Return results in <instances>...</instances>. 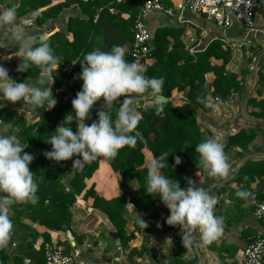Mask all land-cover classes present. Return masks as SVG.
I'll return each mask as SVG.
<instances>
[{"label": "trees", "instance_id": "16d2710c", "mask_svg": "<svg viewBox=\"0 0 264 264\" xmlns=\"http://www.w3.org/2000/svg\"><path fill=\"white\" fill-rule=\"evenodd\" d=\"M141 4L142 0H124L122 3H117L115 0H68L59 5V7L76 5L84 17L82 19L69 18L67 35L54 33L47 39L55 54L61 58L58 66L60 70L54 72L52 69L51 74L54 75L52 86L59 90L63 84H68L65 92L55 97L57 103L51 110H46V106L33 109L29 105L37 113L36 121L32 124H27L23 118L17 116L16 112L0 110V120H5L8 124L21 129L19 138L22 143L28 144L24 151L34 157L29 169L34 173L38 184L37 200L35 203L20 202L13 208L17 218L24 217L48 230V232L38 234L34 230L31 231L30 227L18 224L27 232L26 251L24 252L26 257H30V253H32L37 262L42 260V264H46L44 245L49 242V233L64 232L69 229L72 219L71 208L78 197L90 204L92 209L99 210L105 215L115 230L122 249L128 250L129 258H135L130 260L135 263L136 258L142 256L145 250L144 248L129 249L127 246L132 236L126 233L127 201L125 195L106 199L97 195L93 184L87 186V181L97 171L101 159L106 160L110 169L119 174L123 184L136 183L138 196L129 198V204L142 214L146 223H151L157 219L156 205L161 201L157 194H148L146 191L148 171L145 167L144 148H147L152 158L162 153H168L167 162L169 165L162 172L169 178L179 181L180 186L187 187L189 178L198 184L194 176L202 168L197 166L199 153L195 152V146L206 139L197 122L198 111L209 113L215 105L228 100L232 93L242 94L245 91L243 82L247 70H242L244 78L241 81L237 80L235 74L226 71V66L232 58V52L223 48L224 44L221 41H212L203 51L191 54L181 40L184 34L183 27L158 28L153 35L152 50L148 55L152 62L145 66L147 69L145 74L149 77H163L162 92L158 95L170 99L171 93L176 90L184 99L182 104L136 105L141 118L133 134L140 136L134 145L121 148L114 158L98 157L83 167L76 166L74 168H72V161L78 157L74 156L70 160L59 163L47 159L43 155L44 152L51 150V145L46 143L47 138L54 134L56 127L61 122L63 123L64 117L73 112L71 101L81 90L83 81L79 79L81 72L79 63L86 53L95 49L109 51L113 45L124 46L125 59L132 61L129 56V46L133 39V24L138 17ZM251 52L256 55L261 53L260 55L264 56L260 49L252 48ZM211 60L220 61L221 64H212ZM257 61L260 62L259 59ZM16 69L17 67L13 68L9 74L11 78H38L41 73L38 66H32L25 72H17ZM206 74H212L214 77L211 89L205 82ZM72 79L76 83L69 84ZM147 94L140 95L137 100H142ZM251 94L252 96L247 99L246 103V106L252 109L249 114L264 124V62L257 72V82L251 90ZM122 100L123 97H120L114 102V109L119 106ZM201 100L211 101L214 106L209 107ZM102 104L103 98L93 105L92 116L86 121L87 124L97 118L96 112L102 107ZM114 109L113 116H115ZM70 126L75 132L77 122L72 121ZM255 137L256 134L250 128L239 130L228 138L224 149L228 151L237 147L246 151ZM177 156L181 159L179 165L175 164ZM66 179L68 182L65 184ZM256 179H264V159L246 161L234 174L232 181L238 188L237 192L240 190L252 192L251 186ZM219 193H223L227 198L231 190ZM219 193L215 195L217 199ZM236 197V206L233 208L236 209V214H241L243 211L241 207L245 199ZM257 201L264 203V194L259 195ZM221 202L222 207H226L224 201ZM18 208L20 210H16ZM224 218L228 224L231 221H236L232 216L225 215ZM38 236L42 237L43 243L35 251L30 240L32 237L37 238ZM257 237H253L249 244L254 242ZM206 245L210 248L212 242L206 243ZM223 248L230 257L237 252L235 247H228L222 243L219 250ZM0 253L1 259L3 258L2 264H6L7 254L2 250ZM14 260L18 264H23L18 257H15ZM173 263L177 264L176 261Z\"/></svg>", "mask_w": 264, "mask_h": 264}, {"label": "crops", "instance_id": "0c3cea01", "mask_svg": "<svg viewBox=\"0 0 264 264\" xmlns=\"http://www.w3.org/2000/svg\"><path fill=\"white\" fill-rule=\"evenodd\" d=\"M66 1L68 0H0V10L15 5L17 8V23L21 20L32 18V13L35 12V27L26 30L36 36L42 35L47 40L54 33L67 35V22L69 18H84L76 5L59 7V5ZM160 16L163 17L161 14H151L149 17L151 26H154L155 30L161 27H183L184 34L181 40L189 52L191 48L203 51L212 41H221L224 44L223 48H227L232 52V58L226 66V71L235 74L237 80L240 81L244 78L242 75L244 68H239L238 57L241 51H247V53L243 54L245 56L244 59L249 63V70L247 69L246 78H244L243 82L245 87L244 93H232L228 100L215 105L209 113L198 111L197 122L201 127V133L204 138L213 135L219 136L223 140L224 148L226 147L228 138L239 130H248L250 128L256 134V137L246 151H242L237 147L228 151L224 149L229 157L230 164V174L227 177L209 176L207 170L204 169L194 176L199 186L210 190L214 195L224 190H231L227 198H225L226 196L223 193H219L220 195L214 208V214L222 218L223 221L220 236L212 241L210 248L206 243L201 242L198 233L194 237L200 254L199 258L196 256L192 246L187 248L183 246L180 226H170L165 222L169 215V210L162 202L156 205L158 216L151 223H146L143 220L142 214L133 205L129 204L128 206L130 207L126 206L125 214L127 221L126 233L127 235H131L132 239L128 242L127 246L129 249L144 248L145 250L142 256L140 255V257L136 258V262L133 263L131 260L135 258H129L128 250L122 249L119 238L105 215L99 210L92 209L90 204L84 202L80 197L77 198L76 203L71 208L72 219L69 229L64 232H50L49 242L44 245V248L47 246L61 248L67 254L78 255L74 264H175L173 263L174 261L177 264H227L239 258L241 252L252 241L253 237L260 236L264 239V223L258 222L253 218L251 208V202L257 200L259 195L264 194V179H256L255 183L252 184L251 193L253 195L245 199L241 207L243 210L241 214H236V209L233 208L236 206L235 199L237 197L235 193L238 188L232 181L234 174L246 161H260L264 159V124L258 120L256 123L244 121L240 115L241 108H244L246 115L254 119L249 114L252 109L247 107L246 103L247 99L252 96L251 90L257 82V72L263 64L262 59L264 56L262 57L261 53H258V55L252 53L251 49H260L264 55V35L247 34L237 26L223 30L206 21L203 17L198 18L189 14L185 15V19L189 23L180 25L176 18H170L168 22L162 24V20H158ZM209 24H212L213 27H209ZM11 31L10 27L0 28V64H3L9 70V74L20 62L19 58L15 56L18 44L9 38ZM240 37L246 43H241L239 48L234 43V40ZM258 59L261 66L257 64ZM211 63L216 65L221 64L220 61L215 60H211ZM258 66L260 67L258 68ZM59 70V67L53 69L54 72ZM38 78L15 77L12 79L16 82L27 80L30 83H35ZM213 80L212 74L205 75V82L210 89L212 88L211 84ZM71 83L74 84L76 81L72 79L69 84ZM62 86L65 87L66 84ZM51 88L55 98L58 90L53 86ZM208 98L210 99V97ZM169 100V103H172V105L182 104L184 101L182 95L176 90L171 93ZM0 110L16 112L17 116L23 118L27 124H32L37 117V113L22 100L15 103L6 100L0 101ZM144 153L145 167L147 169V164L152 157L149 151H145ZM91 184H95L97 195L106 199L118 195H127L130 191H136L138 196L136 183L134 189L130 186L134 182L126 185L123 184L121 177L117 173H114L105 161H100L97 171L87 181V186ZM180 187L185 188L186 186ZM137 196L132 195V197ZM222 200L226 207H222ZM19 203H14L9 209L8 215L14 220H12L14 228L8 246L0 249V251H5L7 254L6 264H18L14 260L15 257H18L23 264H42V260L37 262L32 253H30V257H26L24 252L26 251L27 232L21 226H28L31 231L34 230L38 234L48 232V230L24 217L17 218L13 206ZM136 213L138 214V219L145 222V228L137 222ZM225 215L232 216L236 221H231L228 224L224 218ZM18 224L21 226H18ZM30 241L35 251L43 243L41 236L37 238L32 237ZM222 243L228 247H235L237 249L234 256L230 257L224 248L219 250ZM1 256L0 253V264H2L3 259H1Z\"/></svg>", "mask_w": 264, "mask_h": 264}, {"label": "clouds", "instance_id": "9594fccd", "mask_svg": "<svg viewBox=\"0 0 264 264\" xmlns=\"http://www.w3.org/2000/svg\"><path fill=\"white\" fill-rule=\"evenodd\" d=\"M35 17L33 12L32 19L17 23L15 5L0 10V28L10 27L9 38L18 44L15 56L20 62L16 71L25 72L32 66L41 69L35 83L16 82L9 76V70L0 64V101L15 103L22 100L33 109L46 106V110H51L57 103L51 88L54 83L51 73L60 65L61 58L44 36L26 30ZM125 57L126 50L122 45H113L109 51L95 49L84 55L79 63V79L83 81L81 90L71 101L73 112L67 114L54 134L47 138L46 143L51 145V150L43 153L47 159L59 163L75 156L78 158L72 161V168L83 167L98 157L114 158L121 148L137 142L138 136L133 134L141 118L136 108L137 99L145 93L160 94L164 80L163 77L147 76L144 66ZM120 97L123 100L114 109V102ZM101 98L103 104L96 112L97 118L87 124L93 105ZM201 102L214 106L211 101ZM74 120L77 122L75 132L70 126ZM20 132L19 127L0 121V249L8 246L14 228L8 215L10 207L17 202L35 203L37 200L38 184L29 169L34 157L24 151L28 144L21 142ZM195 152L199 153L197 166L207 170L209 176L227 177L230 174L229 157L221 137H207L195 146ZM168 156V153H162L148 162L146 191L157 194L169 210L165 222L180 226L185 248L195 243L197 233L201 241L211 243L220 236L223 223L222 218L214 214L217 197L190 178L187 187L181 188L179 181L164 175L162 170L169 165ZM180 163L177 156L175 164ZM252 195L247 190L236 193L244 199ZM137 222L146 227L138 214Z\"/></svg>", "mask_w": 264, "mask_h": 264}, {"label": "built area", "instance_id": "2783aa9c", "mask_svg": "<svg viewBox=\"0 0 264 264\" xmlns=\"http://www.w3.org/2000/svg\"><path fill=\"white\" fill-rule=\"evenodd\" d=\"M115 1L124 2V0ZM151 14L176 18L180 25L189 23L185 19V15L189 14L198 18L203 17L223 30L237 26L247 34L264 35V0H142L138 17L133 24L129 56L132 61L144 67L150 62L148 55L152 50V38L148 34L145 21ZM35 24L36 19L27 29L35 27ZM197 51L190 49L191 54ZM251 208L253 218L264 223V203L252 201ZM77 257L76 254L65 253L61 248L48 246L44 252L46 264H74ZM263 262L264 239L258 236L254 242L244 248L239 258L227 264H263Z\"/></svg>", "mask_w": 264, "mask_h": 264}, {"label": "rangeland", "instance_id": "374dc122", "mask_svg": "<svg viewBox=\"0 0 264 264\" xmlns=\"http://www.w3.org/2000/svg\"><path fill=\"white\" fill-rule=\"evenodd\" d=\"M151 16V15H150ZM150 16H147V18H146V25H147V31H148V34L151 36V38H153V35H154V33H155V28H154V26H151V23H150V19H149V17ZM163 16V15H162ZM170 18H168V17H165V16H163V17H158V20H162V24H164V23H166V22H168V20H169ZM178 26V25H177ZM209 27H213L212 26V24H209ZM236 41V42H235ZM234 43L235 44H237L238 45V47L240 48V46L239 45H241V43H246V41H244L243 39H241V37L240 38H236L235 40H234ZM236 45V46H237ZM239 51V50H238ZM245 53H247V51H241V53H240V56L238 57V63H239V68H244V69H248L249 70V63H248V61H246L244 58H245V56H243V54H245ZM237 60V59H236ZM152 62V60L150 59V62H149V64ZM257 64H259V63H257ZM54 69V68H53ZM246 78V77H245ZM68 84H66V86H67ZM66 86L64 87V86H62V88L60 89V90H58L57 91V93L59 94H56L55 95V97H58V96H60V95H62L64 92H65V88H66ZM149 96H151L149 93L147 94V96L146 97H149ZM145 98V97H144ZM172 104V103H171ZM136 105L137 106H139V103H138V101L136 102ZM177 105H181V104H177ZM198 114V113H197ZM37 118V117H36ZM36 121V119L33 121V123ZM138 136H140V135H138ZM145 151H148L147 150V148H144V152ZM145 154V153H144ZM101 161H105V162H107L106 160H104L103 158L101 159ZM119 175V174H118ZM66 182H68V180L66 179V181H64V183L66 184ZM131 184V183H130ZM94 185V189H95V184H93ZM131 186V188H133L134 189V187H135V182H134V184L133 185H130ZM130 190H132V189H130ZM132 195L134 196H137V192L136 191H134V192H131L130 191V193L129 194H127V195H125V197H127V199H126V201H127V204H126V206L127 207H130V206H128L129 205V198L130 197H132ZM78 198H80V197H78ZM83 200V199H82ZM77 201V200H76ZM85 202V201H84ZM88 204V203H87Z\"/></svg>", "mask_w": 264, "mask_h": 264}, {"label": "water", "instance_id": "95a60500", "mask_svg": "<svg viewBox=\"0 0 264 264\" xmlns=\"http://www.w3.org/2000/svg\"><path fill=\"white\" fill-rule=\"evenodd\" d=\"M227 12H229L228 10H227ZM263 61H264V58L262 59V63H263ZM261 63V64H262ZM260 65V64H259ZM261 66V65H260ZM260 66H258V68L260 67ZM138 101V103H139V106H146V105H162V104H164V103H169V99H166V98H163V97H161V96H159V95H156V96H149V97H145V98H143L142 100H137ZM240 115H241V117H242V119L244 120V121H249V122H253V123H256L257 122V120H254V119H251V118H249L247 115H246V113H245V109L244 108H241V113H240ZM192 247H193V250H194V252H195V254H196V256L199 258L200 257V254H199V251H198V249H197V246H196V244L194 243L193 245H192Z\"/></svg>", "mask_w": 264, "mask_h": 264}]
</instances>
